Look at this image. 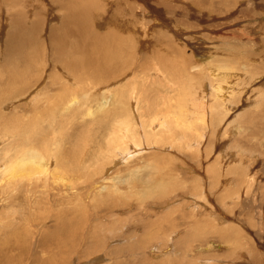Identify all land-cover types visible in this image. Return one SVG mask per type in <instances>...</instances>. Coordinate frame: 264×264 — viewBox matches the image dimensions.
Returning a JSON list of instances; mask_svg holds the SVG:
<instances>
[{"label":"rangeland","instance_id":"obj_1","mask_svg":"<svg viewBox=\"0 0 264 264\" xmlns=\"http://www.w3.org/2000/svg\"><path fill=\"white\" fill-rule=\"evenodd\" d=\"M0 264H264V0H0Z\"/></svg>","mask_w":264,"mask_h":264},{"label":"bare ground","instance_id":"obj_2","mask_svg":"<svg viewBox=\"0 0 264 264\" xmlns=\"http://www.w3.org/2000/svg\"><path fill=\"white\" fill-rule=\"evenodd\" d=\"M167 18V17H166ZM159 25V24H158ZM166 28V27H165ZM164 29V28H163ZM168 32V31H167ZM163 35V37H164V33H162ZM253 34V33H252ZM101 41V40H100ZM97 42H98V40H97ZM99 43H102V41L101 42H99ZM98 43V46H97V44H96V46L94 47L95 48V53L93 54V55H95L96 54V57L94 56V58H95V61H94V63L92 62H89V61H92V60H85V59H83L82 61L83 62H81V64L84 66V68H88L91 72V74H92V78H93V82H97L96 80L98 79V78H100L101 77V75H100V73H105L106 72V70L108 69V68H106L107 67V61L108 62H111V61H115L116 62V60L118 59V56H119V54H118V52L119 51H117V49H118V47H114L113 45H111V44H108L105 48L104 47H101L100 46V44ZM107 43H108V41H107ZM110 43V42H109ZM122 44L119 46V48H122V45H124V44H126L127 42H124V41H122L121 42ZM121 58V57H120ZM77 63V62H76ZM80 65V64H79ZM81 66V65H80ZM165 67V66H164ZM163 67V68H164ZM224 67V66H223ZM84 68H83V70H84ZM114 68H116L115 67V64H114V62L112 63V64H110V68L108 69V70H113ZM144 68V67H143ZM167 68V67H166ZM230 68V67H229ZM82 69V68H81ZM165 69V68H164ZM72 70H74V69H72ZM214 70V69H213ZM79 71V70H78ZM216 71V70H215ZM226 72V71H225ZM230 72V71H229ZM212 73H214L213 71H212ZM217 73H219L218 71H217ZM227 73V72H226ZM72 76V75H71ZM106 76V75H105ZM219 75H217L216 76V80L217 81H219V79H222V78H224V79H226L225 77L227 76L226 74L225 75H222L221 77H218ZM81 77V76H80ZM233 79V78H232ZM80 80V79H79ZM99 80V79H98ZM78 82V81H77ZM99 82V81H98ZM220 82V81H219ZM216 83V82H215ZM227 84V83H226ZM95 85H98V84H95ZM230 85V84H229ZM218 88H217V90L219 89L220 91L223 89L222 87H219V86H217ZM230 89V88H229ZM37 90V89H36ZM120 90V89H119ZM122 90V89H121ZM100 91V90H99ZM118 93V92H117ZM124 93V92H123ZM33 95V94H32ZM119 96L120 95H115V99H116V104H123V102H122V99L121 98H119ZM113 97V96H112ZM102 98V97H101ZM206 98V97H205ZM105 99V98H104ZM114 99V100H115ZM125 100V99H124ZM89 101V100H88ZM104 101V100H103ZM155 103V102H154ZM107 104H108V102H107ZM107 104H106V106H107ZM102 107H100L99 109H98V111L99 110H101V108H104V105L102 104L101 105ZM124 107V106H123ZM125 109V108H124ZM120 112V111H119ZM134 112V111H133ZM133 117V116H132ZM175 119H177L176 117H175ZM140 124V123H139ZM148 124V123H147ZM177 125V124H176ZM189 128V127H188ZM62 130V129H61ZM127 133V132H126ZM165 134V133H164ZM148 135V134H147ZM146 137V136H145ZM25 139V138H24ZM163 139V138H162ZM181 139V138H180ZM125 141L127 140L126 138L124 139ZM125 141H121V142H116V144L114 145V147L116 146V148H119V149H117L116 150V153H117V155H118V157L117 158H115V162L118 160V161H120L121 162V158H123V156H122V154L124 153V152H126L127 150L128 151H130V150H134L133 149V147L135 146L134 144H130L129 145V147H125V145H127L128 143H126V144H124L125 143ZM128 141V140H127ZM18 143V142H17ZM113 144V143H112ZM112 144H110V145H112ZM39 146V145H38ZM43 146H45V145H43ZM42 146V147H43ZM21 148V147H20ZM23 148V147H22ZM45 148L46 149H44V147H43V149L44 150H40V148L39 147H35V148H33V147H27V148H24V149H22L21 151H20V156H18L19 158H16V159H14L15 161H14V163L12 164V166L9 168V169H5L4 170V174H12L13 173V177L12 178H15V176H17V178L18 177H20V178H24V179H26L27 177L28 178H30V177H32V176H34L35 174H41V175H43V174H45V175H47V171L48 170H51L52 171V174L53 175H55L54 174V172L55 173H57V171H59V174L61 175L62 173H65V172H67V169H66V166H65V164H63L64 163V161H63V159L62 158H59L58 159V161H57V164H55V169H50L51 167V164H50V162H48L46 159H45V150H47L48 149V147L47 146H45ZM109 150H111V148L108 146V151ZM122 150H124V152L122 151ZM127 151V152H128ZM48 153V152H47ZM46 153V154H47ZM49 155H52V154H48V156ZM124 155V154H123ZM47 156V155H46ZM47 156V157H48ZM54 156V155H53ZM120 156H121V158H120ZM125 156V155H124ZM51 157V156H50ZM54 158H56V157H54ZM125 160V159H124ZM119 163V162H118ZM14 174H16L15 176H14ZM18 174H20V176H18ZM59 174H57V176L59 175ZM27 176V177H26ZM26 177V178H25ZM50 177H51V175H50ZM54 177V176H53ZM10 178V177H9ZM17 178H15V179H17ZM19 178V179H20ZM37 178V177H36ZM149 193V192H148ZM144 194H146V193H144ZM98 241V240H97Z\"/></svg>","mask_w":264,"mask_h":264}]
</instances>
